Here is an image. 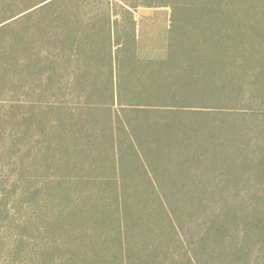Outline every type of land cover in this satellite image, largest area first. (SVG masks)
<instances>
[{
  "label": "trees",
  "instance_id": "16d2710c",
  "mask_svg": "<svg viewBox=\"0 0 264 264\" xmlns=\"http://www.w3.org/2000/svg\"><path fill=\"white\" fill-rule=\"evenodd\" d=\"M74 1L0 0V264H264V206L204 201L263 184L264 0Z\"/></svg>",
  "mask_w": 264,
  "mask_h": 264
},
{
  "label": "rangeland",
  "instance_id": "374dc122",
  "mask_svg": "<svg viewBox=\"0 0 264 264\" xmlns=\"http://www.w3.org/2000/svg\"><path fill=\"white\" fill-rule=\"evenodd\" d=\"M112 11L115 13H120V7L122 5L125 6H132L133 0H110ZM75 10L83 11V13H100L104 9H106V4L104 3V0H84V3L79 0H75ZM131 10V9H130ZM133 15L135 17V20L137 21V36L142 44L143 50H151L150 48L155 46L159 47L164 44V41H166V37L168 35L169 27H170V19H171V8L170 7H142L139 9L132 10ZM123 18V16L121 15ZM119 20V17H117ZM121 21V20H120ZM10 63V60L7 59ZM253 144V143H252ZM261 157L257 156L256 159H260ZM256 159L254 160V163H256ZM167 163V162H165ZM168 164V163H167ZM159 165H165L164 163H159ZM255 166L250 167L249 173L244 176L246 180H255L256 177L259 176L258 179L262 181L263 184H261L258 181V184H255L252 181H249V183L245 182L242 183V181H235V182H224L221 181L225 179L224 176H217L216 181H213L215 183L219 184H210L213 187H218L216 190L218 191H209L206 194L207 195H218L215 198H209L204 200L205 202L213 201L214 203H223V204H241L246 206H264V168L260 167V169H253ZM192 168V167H191ZM153 169V167H152ZM5 180V177H3L0 174V182ZM136 182L138 183L139 187L136 186ZM156 182V181H155ZM154 182V183H155ZM205 183V182H204ZM135 184V185H133ZM129 186L128 191L124 193L125 197H131L132 199L136 198H168L169 200L174 199H182V198H189L193 197L190 193H194V191H189L187 189L180 190L179 188L176 189H170L168 186L166 187L165 191L162 193L157 192L155 189L151 188L146 189L148 186L142 182L135 180V183ZM156 184V183H155ZM206 184V183H205ZM1 187V186H0ZM133 188V191L131 190ZM4 189V187H3ZM241 189H246L244 192H238ZM138 192H135L137 191ZM164 190V189H163ZM221 190V191H219ZM149 192L152 194H149ZM169 192V193H168ZM177 193V194H173ZM177 195V196H175ZM175 196V197H170ZM185 196V197H181ZM182 199V200H187ZM188 201V200H187Z\"/></svg>",
  "mask_w": 264,
  "mask_h": 264
}]
</instances>
